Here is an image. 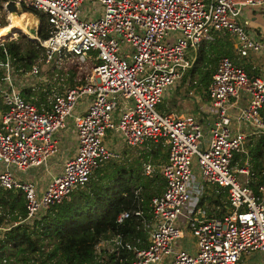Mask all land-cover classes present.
<instances>
[{
  "label": "built area",
  "instance_id": "2783aa9c",
  "mask_svg": "<svg viewBox=\"0 0 264 264\" xmlns=\"http://www.w3.org/2000/svg\"><path fill=\"white\" fill-rule=\"evenodd\" d=\"M7 1L1 0L5 8ZM14 1L18 8L43 12L49 31L46 38H37L43 54L22 74L8 55L0 59V188L22 191L25 215H18L20 220L72 199L95 169L118 158L119 151L104 139L111 130L129 145L149 140L166 146L167 159L158 167L165 185L151 195L148 209L122 210L116 218L121 222L133 213L148 233V244L112 232L96 244L99 260L122 249L131 251L130 264H161L165 259L168 264H240L253 252L264 258V169L254 188L248 163H231L235 152L244 151L247 135L264 133V74H250L243 64L222 55L200 111L158 108L193 64L201 41L225 34L240 57L264 52L263 33L250 30L243 18L247 8L263 9L264 0ZM93 51L91 75L63 84L61 90L52 88L47 105L22 94L34 87L36 77L46 80L41 60L47 64L67 53L88 61ZM84 98L86 107L79 111ZM71 117L74 153L41 191L24 174L57 153L55 132ZM194 156L198 175L192 169ZM154 171L153 163H144V174ZM205 184L226 191L223 208L211 210L201 203ZM186 232L194 242L182 241ZM7 262L0 258V264Z\"/></svg>",
  "mask_w": 264,
  "mask_h": 264
},
{
  "label": "trees",
  "instance_id": "16d2710c",
  "mask_svg": "<svg viewBox=\"0 0 264 264\" xmlns=\"http://www.w3.org/2000/svg\"><path fill=\"white\" fill-rule=\"evenodd\" d=\"M21 8L40 18L38 36L46 38L49 31L45 14L25 6ZM0 22L6 25L3 20ZM233 49L227 35L212 41H201L194 62L181 76V81L188 78L189 85L196 87L203 99L216 59L222 55L231 56ZM41 52L43 47L35 39H27L25 45L15 39L0 43V59L8 55L22 70H26ZM92 54L95 55V52ZM75 67L73 65V69ZM87 74L81 75L82 81ZM197 106L194 111H197ZM158 107L166 109L162 103ZM261 113L264 115V107ZM143 146L141 156L144 159L158 158L159 162L165 159L166 152L160 144L153 146L146 142ZM245 162L254 171L255 179L251 185L257 188L264 169V133L254 136L244 151L233 154L232 165ZM164 184L165 180L159 172L152 176L144 174L140 162L130 167L118 166L99 179L91 175L86 185L73 191L72 199L45 208L27 221L20 220L25 215L22 191L0 188V208L12 219V223L0 234V258L5 256L7 264H130L131 251L122 249L118 254L109 253L104 260H99L95 245L107 232H120L126 239L140 236L145 245L147 233L133 213L121 222H117L116 218L122 210H146L151 195L161 192ZM3 212H0V222ZM13 221L17 223L13 224Z\"/></svg>",
  "mask_w": 264,
  "mask_h": 264
},
{
  "label": "rangeland",
  "instance_id": "374dc122",
  "mask_svg": "<svg viewBox=\"0 0 264 264\" xmlns=\"http://www.w3.org/2000/svg\"><path fill=\"white\" fill-rule=\"evenodd\" d=\"M17 9L18 10L16 11L10 10L11 12L9 14L8 8L0 6V21L3 20L6 24V25L0 24V42L15 39L19 41L21 44L25 45L27 43V39L33 40L36 36H38L36 34V29L39 28V17L33 14L32 12L28 11L33 15V16H29L28 14L25 13V10H22L21 7ZM255 10H257V12H259L261 16L264 17V12L261 13L260 8H257ZM263 10H264V6H263ZM19 11L23 13H20ZM227 38L232 42V44L234 43L229 36H227ZM233 48L234 49L232 53L234 54V59H236L237 62L246 63L245 61L246 58L238 56L235 50L236 48L235 44ZM42 54L43 52L40 53V56ZM237 56L241 59L239 60ZM219 58L216 59L214 63L215 66L217 65ZM40 62L42 63V60ZM51 64L53 65L45 66L42 63V74L43 75L45 74V76L49 77L48 80L50 82L52 81L53 82L52 84L55 86L62 84L64 80L66 81V77L69 76L70 73L74 76L75 82L78 81L79 76L82 73L87 74V72H89L87 74L88 77L89 75H91L90 62L85 63L75 55L64 53L61 59L58 58L57 60L53 61V63ZM73 65L76 66L74 69H73ZM51 68H55V69L57 68L58 70H60V71H57L56 69L57 72L54 73V75L56 76H59L61 73L64 74V78L57 80L58 82H56V84H55L54 79L50 77L52 73ZM189 84L190 82L188 78H186L183 82L181 81V79H179L174 84V86H172L167 91V93L164 95L163 99L158 105L160 106L162 103V106L166 107V109L163 108L164 110L170 109V110L178 111L180 113L194 111L197 105H198L197 110H199L202 107L201 96L198 95L199 92L197 91L196 87L190 86ZM61 131L62 129H59L55 133H57L60 136ZM110 131L111 130L107 131L104 139L105 141L108 142L106 143L109 147H112L114 150H117V149L120 150L121 157L110 159L107 162L103 163L100 167L95 169L92 175H93V178H96V179H99L101 175L102 176L106 175L107 173H109L110 170H113L114 168H117L118 166L129 167L131 164L135 165L133 164L135 160H138L140 162V165L142 166V161L145 160L143 156H141V152L143 151V147H144L143 145H129L126 142L125 138L119 136L118 133L114 135ZM253 138H254L253 135L246 136L245 142H244L245 148H246V144ZM151 162H153L156 165V167H158V164H159L158 158L152 159ZM48 165H49V168H51L52 162L48 163ZM42 167L43 166L33 167L29 170V173H32V176L35 179L39 180V182H42L43 184V182L48 177V171L46 170L43 171ZM192 169L195 175L199 174L196 156L193 157ZM43 190H44V184L41 186V191ZM0 210H2L3 212L2 208H0ZM10 223H12V219H10V214L6 212L2 216V220L0 224H2V226L8 227ZM2 231H4V229L0 228V234ZM107 234L108 235H105V237L109 236L110 233L107 232ZM187 234L190 236L189 233ZM191 237L193 238V236H190V237L186 236L181 239L183 242L188 243L190 242V240H192ZM245 258H246V261H244L241 264H260L261 262H263V259H264L262 255L254 253V252ZM161 264H164V261L161 262Z\"/></svg>",
  "mask_w": 264,
  "mask_h": 264
},
{
  "label": "crops",
  "instance_id": "0c3cea01",
  "mask_svg": "<svg viewBox=\"0 0 264 264\" xmlns=\"http://www.w3.org/2000/svg\"><path fill=\"white\" fill-rule=\"evenodd\" d=\"M257 8H247L245 10V13H244V18H247L248 21H249V26L248 28L250 30H254V31H259V32H262L263 35H264V17L261 16V14L259 12H257V10H255ZM260 12H264V10L262 8H260ZM23 13V12H22ZM40 19V18H39ZM41 22V21H40ZM40 22H39V25H40ZM38 29V28H37ZM36 29V34L38 35V31ZM225 34H221V35H218L217 37H220V36H224ZM228 36V35H227ZM39 36H36V41H37V38ZM216 37V38H217ZM34 38V39H35ZM40 38V37H39ZM43 39V38H41ZM38 42V41H37ZM1 43V42H0ZM39 44V42H38ZM40 45V44H39ZM41 46V45H40ZM234 46V44H233ZM42 47V46H41ZM92 54V52H90ZM229 56V55H228ZM233 61L237 62L236 59H234V54L232 53L231 56H229ZM233 57V58H232ZM238 57V56H237ZM94 56L92 54V56L90 57V59L88 61H83V62H90V65L91 63L94 62ZM246 58L245 61L246 63H241L243 64V66L245 67V69L248 71V73H257V74H264V52H260L259 54H251L250 56H247V57H244ZM238 59L240 60L241 58L238 57ZM42 63L47 66V65H53L50 62V63H47L45 64L43 61ZM42 63H41V71H42ZM237 63H240V62H237ZM29 68V67H28ZM27 68V69H28ZM216 68V66H215ZM26 69V70H27ZM57 69V68H56ZM55 68H51V75L50 77L54 79L55 81V84L56 82H58L57 80H60L61 78L63 79L64 78V74L61 73L59 76H56L54 75V73H56L57 71H60L57 69L56 71ZM24 70H21L18 72L19 74H22ZM214 72V71H213ZM83 74V73H82ZM81 74V75H82ZM71 75V76H70ZM69 76L66 77V81L64 80V82H62V84H59L58 86H55L53 85L52 81L50 82L48 80L49 77L45 76V74L43 75L41 73V76H44L46 78V80H42V79H39L38 77H36L34 79V87L30 88V87H26L22 90V94H26L27 96H25L26 98H30V99H33L37 104H45L47 105L48 104V101H49V98H50V93L52 91V88H57L59 90H61L63 88V84L66 85V84H72L75 82V79H74V76L70 73ZM81 75L79 76V79L78 81H82L81 80ZM87 76V75H85ZM85 76H84V79H85ZM69 77L73 80V82H71L72 80L69 79ZM83 77V76H82ZM41 82V83H40ZM207 95V94H206ZM86 101L87 99L84 98L81 100L79 106H78V110L79 111H82L83 109H85L86 107ZM206 102V96L204 97V99H202L201 103H202V107L204 106ZM241 103H244L245 100L241 99L240 101ZM201 107V108H202ZM4 108V104L1 102V99H0V111ZM159 108V107H158ZM200 108V107H199ZM160 110H164L163 108H159ZM199 110L197 111H190V112H184V113H197ZM112 132L114 135H116V133L114 131H110ZM60 134V133H59ZM55 138L57 139V144H58V150H57V153L48 160V162L43 165L42 169L43 171H48V177L46 178V180L43 182L44 186L46 184V182L49 180L51 174H56L58 173L59 171H61V166L64 162V160L71 156L73 153H74V150H75V144H76V131H75V127H74V124L72 122V117L68 119V122H67V125L62 128V131H61V134L60 136L55 133ZM107 142V141H105ZM148 142L149 145L153 144H160L161 148H163V151L166 152V157L163 161H160L159 164H158V167L161 163H163L166 159H167V148L166 146H163L161 144V142H152V141H149V140H146L145 142L141 143V144H138V145H143L144 143ZM108 143V142H107ZM118 150V149H117ZM120 155L118 158L121 157V152L120 150H118ZM143 152V151H142ZM141 152V153H142ZM113 159V158H112ZM115 159V158H114ZM152 159H145L142 161V170H143V166H144V163L146 162H151ZM52 162V167L49 168V165L48 163ZM107 162V161H106ZM139 161L138 160H135L133 164H137ZM153 163V162H151ZM154 164V163H153ZM130 166H133L132 164ZM129 166V167H130ZM155 166V171L154 173L157 171L159 172L158 167H156V165L154 164ZM154 173L152 175H154ZM160 173V172H159ZM152 175H148V176H152ZM24 176L26 177H29L31 179H33L38 187L41 189V186L43 185L42 182H39V180L35 179L33 176H32V173H29V170L26 174H24ZM254 181V180H253ZM165 185V184H164ZM164 187V186H163ZM163 190V189H162ZM160 193V192H159ZM217 198V200H216ZM226 200H227V195H226V191L225 190H218L217 186L215 185H208V184H205L204 186V196L202 197L201 199V203H205V205L207 206V208H211V210L214 208V206L216 205H219V207L223 208L224 204L226 203ZM149 201V200H148ZM143 209V208H142ZM147 209H148V205H147ZM211 210L207 211L208 214L211 212ZM1 212V210H0ZM145 230V229H143ZM146 231V230H145ZM147 233V231H146ZM111 234V233H110ZM109 234V235H110ZM105 235H108L107 233ZM104 235V236H105ZM186 235L188 237H190L187 232H186ZM140 237V236H138ZM192 238V237H191ZM141 239V242H140V245L142 246H146L149 242V236H148V233H147V243L145 245H143V239L140 237ZM191 242H194V239L190 240ZM190 243V242H189ZM105 247H100L102 253H106L107 251L104 249ZM99 253V252H98ZM95 254H96V257H97V250H96V245H95ZM107 255V254H106ZM98 258V257H97ZM105 259V258H104ZM163 262V261H162ZM243 263V262H241ZM240 263V264H241ZM164 264H168L167 263V259L164 260Z\"/></svg>",
  "mask_w": 264,
  "mask_h": 264
},
{
  "label": "water",
  "instance_id": "95a60500",
  "mask_svg": "<svg viewBox=\"0 0 264 264\" xmlns=\"http://www.w3.org/2000/svg\"><path fill=\"white\" fill-rule=\"evenodd\" d=\"M6 8L11 9V8H18L17 5H16V2L14 0H8L7 3H6ZM39 22H40V19H39ZM38 31V29H37Z\"/></svg>",
  "mask_w": 264,
  "mask_h": 264
},
{
  "label": "bare ground",
  "instance_id": "6f19581e",
  "mask_svg": "<svg viewBox=\"0 0 264 264\" xmlns=\"http://www.w3.org/2000/svg\"><path fill=\"white\" fill-rule=\"evenodd\" d=\"M10 10H11V11H15V10H17V8H11V9H9V10H8V11H9V12H8L9 14H10V12H11ZM25 13L28 14L29 16H33V15H32L30 12H28V11H25ZM12 19H13V18H12ZM17 26H18V25H17Z\"/></svg>",
  "mask_w": 264,
  "mask_h": 264
}]
</instances>
